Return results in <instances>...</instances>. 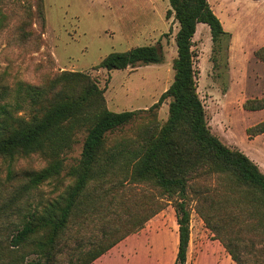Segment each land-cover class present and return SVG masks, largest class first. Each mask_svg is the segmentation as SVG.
Listing matches in <instances>:
<instances>
[{
  "label": "trees",
  "instance_id": "1",
  "mask_svg": "<svg viewBox=\"0 0 264 264\" xmlns=\"http://www.w3.org/2000/svg\"><path fill=\"white\" fill-rule=\"evenodd\" d=\"M27 1L0 0V39L37 52L44 2L36 0L31 12ZM169 4L179 24L175 76L148 110H109L105 90L86 72L63 70L39 85L10 86L0 77V161L10 164V185L0 189V264H93L164 210L160 199L176 212L175 264H187L193 210L235 264H264V172L212 133L198 94L192 50L198 25L210 28L214 50L227 33L208 0ZM162 60L158 47L138 46L109 54L96 70ZM167 100L168 119L161 123L157 112ZM244 107L264 110V99ZM248 134L263 135L264 121ZM80 135V157L67 165ZM33 156L45 167L11 168ZM53 181L55 191L68 185L46 198L42 187Z\"/></svg>",
  "mask_w": 264,
  "mask_h": 264
},
{
  "label": "rangeland",
  "instance_id": "2",
  "mask_svg": "<svg viewBox=\"0 0 264 264\" xmlns=\"http://www.w3.org/2000/svg\"><path fill=\"white\" fill-rule=\"evenodd\" d=\"M35 1L26 3L31 12L36 9ZM43 2L46 28L40 50L26 52L0 39V77L10 86L18 82L43 84L63 70L86 72L105 90L109 110L119 113L150 109L173 83L179 24L170 13L169 0ZM208 2L227 36L214 50L210 28L198 25L192 47L198 94L212 133L225 145L243 151L264 172V134L254 138L248 134L250 128L264 121V110L244 107L248 100L264 99V0ZM148 45L160 49V64L112 72L96 70L111 53ZM157 114L161 123L167 121L169 100ZM78 140L68 155L67 165L80 157L84 135ZM45 165L41 156H33L14 162L11 168L39 171ZM9 167L8 162L0 161V189L10 185ZM67 185L68 181H64L55 191L58 183L53 181L42 191L46 198L56 197ZM160 201L165 209L97 264H175L179 243L176 212L171 202ZM187 257V264H235L195 210Z\"/></svg>",
  "mask_w": 264,
  "mask_h": 264
},
{
  "label": "crops",
  "instance_id": "3",
  "mask_svg": "<svg viewBox=\"0 0 264 264\" xmlns=\"http://www.w3.org/2000/svg\"><path fill=\"white\" fill-rule=\"evenodd\" d=\"M108 253H109V252H108ZM108 253H107V254H108ZM107 254H105L104 256H102L100 259H102L103 257H105ZM100 259H98L97 261H95L93 264H97V262H99Z\"/></svg>",
  "mask_w": 264,
  "mask_h": 264
}]
</instances>
